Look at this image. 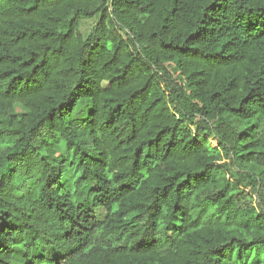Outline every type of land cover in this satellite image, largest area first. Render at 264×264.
Returning a JSON list of instances; mask_svg holds the SVG:
<instances>
[{
    "label": "trees",
    "instance_id": "trees-1",
    "mask_svg": "<svg viewBox=\"0 0 264 264\" xmlns=\"http://www.w3.org/2000/svg\"><path fill=\"white\" fill-rule=\"evenodd\" d=\"M263 188L264 0H0V264H264Z\"/></svg>",
    "mask_w": 264,
    "mask_h": 264
},
{
    "label": "rangeland",
    "instance_id": "rangeland-1",
    "mask_svg": "<svg viewBox=\"0 0 264 264\" xmlns=\"http://www.w3.org/2000/svg\"><path fill=\"white\" fill-rule=\"evenodd\" d=\"M90 24V22L89 21H84L83 23H82V27L80 28V32L83 34V35H86V33H87V26ZM98 215H99V218L100 219H103V217H104V212L102 211V210H99L98 211Z\"/></svg>",
    "mask_w": 264,
    "mask_h": 264
},
{
    "label": "built area",
    "instance_id": "built-area-1",
    "mask_svg": "<svg viewBox=\"0 0 264 264\" xmlns=\"http://www.w3.org/2000/svg\"><path fill=\"white\" fill-rule=\"evenodd\" d=\"M262 191H263V194H264V188H263V190H262Z\"/></svg>",
    "mask_w": 264,
    "mask_h": 264
}]
</instances>
